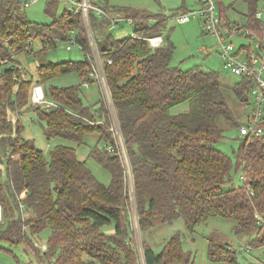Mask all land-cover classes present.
Masks as SVG:
<instances>
[{
	"label": "trees",
	"instance_id": "obj_1",
	"mask_svg": "<svg viewBox=\"0 0 264 264\" xmlns=\"http://www.w3.org/2000/svg\"><path fill=\"white\" fill-rule=\"evenodd\" d=\"M218 1L223 16L229 19L234 1ZM243 1L248 4L243 15L258 29L255 11L260 0ZM52 4L48 0V6ZM21 5L18 0H0V58L21 63L20 55L45 54L75 30H79L76 43L86 56L82 60H42L36 80L32 74L30 79H22L15 63H0V137L7 151L6 179L0 177V240L10 246L23 244L38 260L24 264H44L54 258L55 264H142L132 239L124 163L119 153L105 146L115 143L110 128L113 121L94 74L82 13L65 8L52 24H33ZM102 9L106 14L92 12L91 21L103 26V37L97 40L132 164L140 231L149 232L179 218L188 231H194L210 217L220 216L236 221V234L251 236L250 248L263 247L264 134L241 135L234 161L216 146L224 132L217 122L220 116L241 125L219 74L199 66L182 69L172 65V42L150 45L149 36H162L165 21L161 12L124 7L123 18L132 20L134 32L115 38L107 28L114 20H107L113 12ZM31 37H40L44 47L35 52ZM70 72L78 73L83 85L88 84L85 86L98 84L101 99L93 105L84 102L82 84L45 87L48 80ZM35 84L43 85L54 105L32 102ZM248 90V81L243 79L234 87L247 103ZM185 102L188 109L173 110ZM29 107L43 121L45 135L63 140L50 149L49 158L34 139L21 136L19 117L14 127L9 118L11 112L20 116ZM14 129L15 136L11 134ZM95 132L105 145L93 148L89 156L110 173L109 184L99 180L77 154L76 145ZM234 169L242 172L239 186L232 182ZM44 230L49 234L43 249L36 242ZM144 243L145 264L190 261L179 234L172 235L159 251ZM239 253L229 243L210 239L208 258L212 262L240 264ZM250 264H264V260Z\"/></svg>",
	"mask_w": 264,
	"mask_h": 264
},
{
	"label": "rangeland",
	"instance_id": "obj_2",
	"mask_svg": "<svg viewBox=\"0 0 264 264\" xmlns=\"http://www.w3.org/2000/svg\"><path fill=\"white\" fill-rule=\"evenodd\" d=\"M30 4L26 6L22 2L21 9L30 18L33 24H52L59 18L64 12L65 8H69L68 0H51L53 4L49 7L48 0H28ZM97 5L103 8H112L116 14H109L107 20H110L107 28L109 32L115 38H122L127 35H131L134 32L133 23L123 18L126 15L123 8L131 7L140 10H146L153 13L161 12L165 26L162 31L164 42H172L174 44V54L172 59V65L179 66L182 69H189L195 66H199L203 70H214L219 74L220 82L223 86L224 93L228 100V103L233 111V114L239 124L248 122V113L252 106V100L248 94L247 103L245 100H241L234 91V87L241 80V76L231 72L225 67L224 59L220 52L221 45L218 38L212 33L208 32L204 26V20L202 16L191 15V18L184 23H180L176 20L175 14L178 11H197L202 8V4L199 0H92ZM234 1L233 8L228 11V15L231 19L243 20V13L248 12V4L243 0H224L226 4H230ZM258 7L264 12V0H260ZM219 12V7L217 9ZM162 17V18H163ZM117 18V19H115ZM161 17H159V20ZM117 22H114V21ZM92 23V28L95 31L97 38H102L101 31L103 26L98 23ZM85 26V22L83 21ZM98 26V27H97ZM105 29V25H104ZM59 30V29H58ZM75 30L72 36L76 40ZM58 36V35H54ZM237 48L240 43L246 42V38H231ZM249 42V41H247ZM41 38L37 37L33 40L34 51L37 52L39 48L44 47ZM67 45H71L70 49H67ZM90 45V43H89ZM45 49V48H44ZM100 51V50H99ZM43 52V51H42ZM40 52L36 54L34 52L29 54H22L18 58L28 75H33L34 79L38 78V65L43 60L57 61V60H82L85 58V52L81 45L72 43L70 39L57 41V45L48 48L44 54ZM89 56L93 59L94 66L96 65V59L92 55V49L90 46ZM73 84H82V98L84 102L88 104H95L101 99V93L99 91L98 84L94 83L91 86L83 85L82 79L76 72H70L58 77H54L45 83V87L50 89L51 87L69 86ZM43 86V85H42ZM44 88V87H43ZM46 104L55 103L50 94L46 96ZM40 105V104H39ZM188 109V103H181L176 105L173 110L180 112ZM20 119L23 124V130L21 136L26 139H34L37 147L43 149L45 155L50 157V149L54 145L63 142L58 137H48L44 134L42 129L43 121L37 116V113L30 109H24L19 116L16 112H11L9 118L13 121V127L16 125V120ZM220 127L224 130L223 137L216 143V146L223 152L228 154L234 161L236 160V151L241 142L240 127L233 124L224 116H220L217 119ZM240 125V126H241ZM14 129V136L17 134ZM99 135L97 132L88 134L85 143L76 145L78 157L81 160H86L87 165L91 168L94 174L102 182L109 184L111 181L110 173L103 168L99 162L90 157V151L98 147L105 145L104 141L98 140ZM67 142V141H66ZM7 151L1 143L0 137V177L6 179V155ZM126 171V169H125ZM232 182L239 186L243 183L241 178V170L234 169L232 172ZM128 178V176H127ZM128 183V181H127ZM129 188V184H127ZM132 222V239L136 245L138 254L142 264H145L144 260V242L146 241L151 245L153 249L159 251L168 241V239L175 234L180 235V240L184 251L190 254V261L188 264H227L222 262H212L208 258V246L210 239L213 238L217 242L229 243L233 248L237 249L239 253L240 264H250L256 261L264 260V246H260L257 249L247 248V243L251 236L248 234H236L234 227L236 221L230 218H223L220 216L210 217L206 222L196 226L194 231H188L182 218L175 220L171 224H162L154 228L149 232H142L138 229V225H135L134 217ZM1 224V221H0ZM110 231H112L110 229ZM253 231L250 233L252 234ZM48 230H44L40 237L37 238V245L44 246L48 238ZM264 245V243L262 244ZM47 246V245H45ZM42 248V247H41ZM11 251H8V250ZM55 259V258H54ZM33 261L38 263L37 258L31 253L26 251L23 244L17 246H10L6 241L0 240V263L1 264H24L26 262ZM56 262V260H55ZM183 264V263H172Z\"/></svg>",
	"mask_w": 264,
	"mask_h": 264
},
{
	"label": "built area",
	"instance_id": "obj_3",
	"mask_svg": "<svg viewBox=\"0 0 264 264\" xmlns=\"http://www.w3.org/2000/svg\"><path fill=\"white\" fill-rule=\"evenodd\" d=\"M34 1V0H33ZM202 4V8L197 11H183L175 14V18L178 22H187L191 15H201L204 20V26L206 30L215 35L219 44L221 45V55L224 59L225 67L231 72L240 75L241 79L247 80L249 84L248 94L252 100V108L248 113V122L242 123L240 126V135L246 134H264V12L259 7L256 8L255 17L259 22V28H253L250 22L247 21V17L244 16L243 20H235L225 18L219 7L218 0H199ZM26 6L30 4L28 0L24 3ZM69 8L80 11L85 22L86 31L89 39V43L92 49V55L96 59V65L94 66V74L100 81L103 89L105 101L108 105L109 112L112 118L111 130L114 134L115 143L106 144L107 148L111 151H116L121 155V158L126 169V179L128 181L130 190L131 201V217H134L135 225L139 226L138 210L136 204V196L134 190V177L132 164L129 158L128 150L126 147L123 132L121 130L120 122L117 116L115 105L111 96V91L107 81V77L104 70V62L100 55L98 40L95 35V31L92 28L91 14L95 12L99 16L106 14L102 7L93 3L92 0H68ZM219 7V12L217 11ZM264 9V7H263ZM246 38L249 42H243L236 48L231 38ZM35 37H31L33 41ZM76 43V40L72 34L67 38ZM148 41L151 46L157 47L164 43L163 36H149ZM71 45H67V49H70ZM30 47L28 46V50ZM18 67L20 70V77L24 80L30 79V75L24 72V67L18 61H13L11 57L0 58L1 64L10 63ZM88 85L87 83H84ZM32 102L40 105H54V103L46 104V95L42 84H35L31 93ZM249 102V100H248ZM128 176V178H127ZM245 180L246 178L243 177ZM253 194V191L250 192ZM3 218V206L0 202V221ZM133 222V219H131ZM47 246H43V249ZM251 247L247 244V248ZM44 264H55V259L50 262L47 261Z\"/></svg>",
	"mask_w": 264,
	"mask_h": 264
},
{
	"label": "crops",
	"instance_id": "obj_4",
	"mask_svg": "<svg viewBox=\"0 0 264 264\" xmlns=\"http://www.w3.org/2000/svg\"><path fill=\"white\" fill-rule=\"evenodd\" d=\"M111 12H113L114 14H116V12H115V10H113L111 7L110 8H108ZM112 13V14H113ZM117 19V18H116ZM128 20H130L131 22H132V20L131 19H128ZM133 34V33H132Z\"/></svg>",
	"mask_w": 264,
	"mask_h": 264
},
{
	"label": "water",
	"instance_id": "obj_5",
	"mask_svg": "<svg viewBox=\"0 0 264 264\" xmlns=\"http://www.w3.org/2000/svg\"><path fill=\"white\" fill-rule=\"evenodd\" d=\"M20 3H22V2H24V1H26V0H18Z\"/></svg>",
	"mask_w": 264,
	"mask_h": 264
}]
</instances>
